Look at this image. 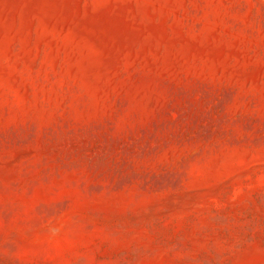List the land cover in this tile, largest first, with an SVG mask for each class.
<instances>
[{
    "label": "rangeland",
    "instance_id": "rangeland-1",
    "mask_svg": "<svg viewBox=\"0 0 264 264\" xmlns=\"http://www.w3.org/2000/svg\"><path fill=\"white\" fill-rule=\"evenodd\" d=\"M0 264H264V0H0Z\"/></svg>",
    "mask_w": 264,
    "mask_h": 264
}]
</instances>
